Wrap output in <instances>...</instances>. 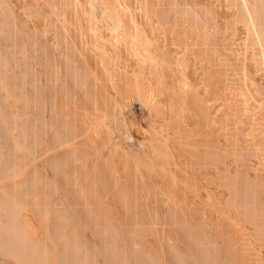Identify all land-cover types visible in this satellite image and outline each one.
<instances>
[{"label":"bare ground","instance_id":"1","mask_svg":"<svg viewBox=\"0 0 264 264\" xmlns=\"http://www.w3.org/2000/svg\"><path fill=\"white\" fill-rule=\"evenodd\" d=\"M261 113L264 0H0V264H246L247 253L264 264L262 148L234 142L241 169L210 177L230 130L264 137ZM157 186L183 240L162 226L149 252L106 223L117 212L106 202L158 217L146 196ZM95 217L106 225L98 237L90 221V242ZM132 222L159 235L160 223Z\"/></svg>","mask_w":264,"mask_h":264},{"label":"rangeland","instance_id":"2","mask_svg":"<svg viewBox=\"0 0 264 264\" xmlns=\"http://www.w3.org/2000/svg\"><path fill=\"white\" fill-rule=\"evenodd\" d=\"M178 98H180V97L178 96ZM234 99H235V98H234ZM179 101H180V99H179ZM235 101H236V99H235ZM136 106H137V105H136ZM261 115H262V113H261ZM261 115H260V117H263V119H264V116H263L264 114H263L262 116H261ZM187 116H189V115H187ZM190 116H191V115H190ZM190 116H189V118H190V119H189V118L186 117V115H185V119L188 118V119L185 120V121H187V122H186L187 124H188V122H189V124L186 125V127H183V129L187 128V129H185V132H187L188 130H190V131H188V132H190V134H189L190 136H196L197 134H199V132H196V131H198V129H197V124H196V122H195L194 119H193V121L195 122L196 125L193 124L194 122L191 121V120H192L191 117H193V116H191V117H190ZM188 120H189V121H188ZM263 123H264V122H263ZM190 125H191V126H194V127L192 128ZM262 125H263V124H262ZM262 125L260 124V126H259V125H255V126L260 127V128L264 131V126H262ZM183 126H185V125H183ZM250 126H252L253 128H255L254 125H250ZM250 126H247V128H252V127H250ZM195 127H196V129H195ZM190 128H191L192 130H191ZM195 130H196V131H195ZM191 131H192V132L194 131V132H196L197 134L194 133V132H193V133H194V134H193ZM199 131H200V130H199ZM204 131H205V134H203L204 132L200 131V132L203 134V135H202V134H200V135H201L202 137H204V138H207V139L210 138V139H212V137H213L214 135H216V132H215V134H214V131H212V132L207 131V132H206V129H205ZM216 131H217V130H216ZM232 131H233V129H232ZM232 131L230 130V131H229L230 134H227V135H229V137H228L229 139H228V140H229L230 142H226V143H225V144H226L225 146H223V145L220 146V147L226 148V151H224V149L221 148L224 152H226V155H227L226 162H225L224 164H223V163H219V164H217L215 170L210 171V173H211V172L215 173V176H214V174H212V173H211V175L209 174L210 177H212V175H213V181L216 182V180H217V184H218V182H219L218 180H219L220 176H221L222 174H224L222 171L226 172V170H227L228 168L231 169V168L233 167V171H232V172L234 173V170H236V167H238V166L235 167V165H234L235 163L233 164V162H234V157H235V155H236L235 152L238 153V152H239L238 150H239V148H241V147H242V149L244 150L243 152H246V154L248 153L247 151L249 150V148H250V149H254V148H253L254 145H255V146H254L255 148H256V145H258L257 147H261V148H262L261 150H263V153H262V154H259V155H260V156H259V157H260L259 159H260V160L263 159L262 161H263V174H264V137L261 139L262 141L260 140V142H262V143L259 142V139H256L255 141L258 142V144H256V142H255L254 140H252V141L254 142V143H253L250 139H247V141H243L244 139L242 140V137H241L240 135H237V138H236V135H235V138H236V139H235V138H234V133H233L235 130H234L233 132H232ZM188 132H187V134H188ZM229 132H228V133H229ZM231 132H232V135H231ZM217 133H219V131H217ZM195 134H196V135H195ZM213 134H214V135H213ZM212 135H213V136H212ZM216 136H218V134H217ZM230 136H231V138H230ZM232 137L235 139V141H234V139H233ZM214 138H215V139H214ZM216 138H217V137H213V141L216 140V143H217V139H216ZM226 138H227V137H226ZM240 138H241V140H240ZM210 139H209V141H210ZM218 139H219V138H218ZM231 139H232L233 141H232ZM238 139H239L241 142H239ZM220 140H221V136H220ZM220 140H218V141H220ZM237 140H238V141H237ZM211 141H212V140H211ZM213 141H212V142H213ZM223 141H224V140H223ZM223 141H221V143H222ZM248 141H249V143L252 142V144H249V143H248L247 146H246L245 142L247 143ZM234 142L241 143L240 145L238 144V145H239V148H238V145H236L237 143L235 144ZM227 143H228V144H227ZM229 143H230V144H229ZM232 143H234V145H232ZM259 143H260V144H259ZM244 144H245V145H244ZM253 144H254V145H253ZM227 145H229L230 147L227 146ZM231 145H232V147H231ZM248 145H251L252 148H251V147L247 148ZM260 145H261V146H260ZM233 146H234V147L237 146L236 148H238V150H237V151L235 150V152H233V150L236 149V148H234ZM245 146H246V147H245ZM218 147H219V146H218ZM228 148L231 149V151L228 150ZM217 149H218V148H217ZM219 149H220V148H219ZM245 149H247V150H245ZM219 151H220V150H219ZM228 151H229V152H228ZM227 152H228V153H227ZM230 152L233 153L234 157H233V155L231 156ZM260 152H262V151H260ZM244 155H245V153H244ZM261 155H262V156H261ZM240 157H242V156H240ZM247 157H248V156H245V159H246ZM238 158H239V157H236V159H235V160H236V165H237L238 160H239ZM261 158H262V159H261ZM237 159H238V160H237ZM243 159H244V158H243ZM243 159H242V160H243ZM247 159H248V158H247ZM247 159H246V161H247ZM250 160H252V159H250ZM248 161H249V159H248ZM228 162H230V163H228ZM249 162H250V161H249ZM253 162H256V161L253 160V161H251L250 163L253 164ZM231 163L233 164V166H232ZM240 163H241V160H240ZM247 163H248V162H246V168H247V169H246V168H245V169H246V171H249L250 174H251V173L253 172V171H252V172L250 171V170H251V169H250V168H251L250 166H251L252 164L248 163V164H250V165L248 166V167H249V168H248V167H247ZM256 163H258V162H256ZM226 164H227V165H226ZM229 164H231L232 167H231ZM242 164H244V163H242ZM242 164H241L240 166H242ZM238 165H239V164H238ZM253 165H254V164H253ZM255 165H256V164H255ZM255 165H254V166H255ZM225 166H227V167L230 166V167H228V168L226 167V168H227V169H226V168H224ZM234 167H235V169H234ZM244 167H245V165L243 166V168H244ZM238 168H240V167H238ZM225 169H226V170H225ZM229 169H228V170H229ZM240 169H241V168H240ZM231 170H232V169H231ZM238 170H239V169H238ZM238 170H237V171H238ZM243 170H244V169H243ZM252 174H254V172H253ZM252 174H251V175H252ZM45 175H46V174H45ZM51 175H52V174H50V176H51ZM217 175H218V176H217ZM214 177H215V178H214ZM215 182H214V183H215ZM215 184H216V183H215ZM163 187H164V186H163ZM163 187H162V189H163ZM167 187H168L170 190H172L171 186L169 187V185H168V186L166 185V189H167L168 192H170V191L168 190ZM145 188H146V187L143 188V189L145 190V191H142L143 193L147 191V189H145ZM153 188H154V187H153ZM153 188H151L152 191H153V190H156V189L158 188V186H157L156 188H154V189H153ZM160 189H161V186H159V189H157L156 192L153 191V193H152L151 190H150L151 194H153L152 197H151V194H150V192H149V189H148L149 195L146 194V193H148V192L145 193L146 196H150V198L152 199V200H150V201H153V202H152V205H151V208H152V207L154 208L153 210H155V209H156V206L158 205V203H157V199H156V197H157L156 195H158L157 193L159 192ZM162 189H161V190H162ZM166 189L164 188L163 190L165 191ZM161 190H160V191H161ZM163 190H162L163 193H166V192H167V191L164 192ZM173 190H174V189H173ZM177 191H178V190H177ZM219 191H220V190H217V194H218ZM154 192H155V193H154ZM168 192H167L166 195H169V196H170V193L168 194ZM172 192H173V191H172ZM215 192H216V191H215ZM220 193H221V192H219V195H220V196L225 195V194H226L225 196H226L227 198H229V196H230V195H228L229 192H227V193L222 192L221 194H220ZM223 193H224V194H223ZM145 194H144V195H145ZM154 194H155V195H154ZM66 195H67V194H66ZM66 195H65V196H66ZM177 195H178V193H177ZM219 195H216V197L218 196V198H219V199L217 198L216 201H218V200H219V201L222 200V199H220V196H219ZM146 196H144V197H146ZM153 196H154V197L156 196L155 199H154ZM203 196L205 197L206 194L203 195ZM112 197H114V195H113ZM112 197L109 196V198H111V199H109V198L107 197V199H108L107 202H106L107 205H106L105 203H104V204L107 206V208H108L110 205H112V206H110V208H111L110 210H113V209H114V210H113L114 212L117 211V212H119V213H118V214H117V212H116V214H115V213H111V215L115 214V215H113L115 219L113 218L112 221H108V222L105 221V222L108 223V224H109V222H110V223H111V222H112V223L115 222V224H114V223H113V224H114L115 226H117V230H116V231H118V230L121 229V230L118 232V233L120 234V236H121V233H122L123 236L127 237V240H126V238H124V240H125L126 243H127V241L129 242V241L132 240L133 238H136V239H134V240H137L136 242H137V245H138V246H141V243L144 241V243H142V245H144L143 247L146 246L145 248H148V249H146V250H148L149 252H151L150 250H153V249H151V248H152V247H155V246L158 247L157 245L160 246V244L164 241V238H166V237H167L168 241H172V242H174V243H176V244H178V242H182L183 238H182V237L180 236V234L178 233L177 226H176V229H174L175 225H172V222H171L172 220H171V221H170V220H167L169 217H167L166 214H163V213L160 211V206H157V210H156V211L159 210V211H158V212H159L158 215H160V216H158V217H159V218L161 217L160 219H162V220L158 219L157 215H156V216H155V215H152L153 217H152V216H151V217H152L153 219L151 220V222H149L148 219L150 220L151 217H149V218L147 219L146 216H145L146 218H145L144 216H140V213H139V214H138V213H137V214L135 213V214H133L134 216L132 215V213H131V214L129 213V215H128V213H126L127 211L124 212L123 207L120 205L121 202L119 203V200L117 199V197H116V198H115V197L112 198ZM180 197H182V196L180 195ZM180 199H181V198H180ZM112 200H113V201H112ZM189 200H190V199H189ZM225 200H226V199H225ZM110 201H111L112 203H114V204H111ZM114 201H115V202H114ZM219 201H218V202H219ZM222 201H223V200H222ZM62 202H63V197L59 195V196L57 197V200H56L55 203L58 204V207H59L60 209H61L62 207H64V205H62ZM108 202H110V203H108ZM149 203H150V202H149ZM156 203H157V204H156ZM121 204H122V203H121ZM153 204H154V205H153ZM68 205H70V202H68ZM108 205H109V206H108ZM115 205H116V209H115V207H114ZM122 205H123V204H122ZM158 207H159V208H158ZM107 208H106V209H107ZM107 210H108V209H107ZM121 210H122V211H121ZM113 211H112V212H113ZM160 212H161L162 214H161ZM33 213H34V212H33ZM33 213H32V216H33ZM36 215H37V214L34 213V216H36ZM141 215H142V214H141ZM162 215H163V216H162ZM120 216H121V217H120ZM129 216H130V218H129ZM132 216H133L134 218H133ZM135 216H137V218H136ZM139 216H140V217H139ZM36 217H37V216H36ZM36 217H35V218H36ZM51 217H52V215H51ZM74 217H76L75 219L78 218L77 216H74ZM156 217H157V219H156ZM126 218H127V219L129 218V219L127 220ZM132 218H133V219H132ZM138 218H140V219H138ZM141 218H142V220H141ZM163 218H164V219H163ZM94 219L98 220V217L92 218V219H90L89 221L87 220L88 223H89L87 226H89V227L86 226L87 228L84 227V228H86V229L83 230V232H84V234H85L86 236L89 235L87 239H88V241H90V242H92V241H93V242H96V239H97V241H99L100 238L98 239V237H100V228H101V227L104 228L103 225H104V226L106 225V223L103 222V220H105V218H104V217H100L101 220L99 219L98 221H99V222L102 221V222H101V225H99V222H97V221H96V222H97L98 224L95 223V222H94V223L91 222V224L93 223L94 226H96V225H97V226H100V227H98L99 230H98V228H95V227H93L92 225H91V226H92V228H91V226H90V221H92V220H94ZM116 219H117V220H116ZM118 219H119V220H118ZM134 219H135V220H134ZM137 219H138V220H137ZM146 219H147V220H146ZM154 219H156V220L154 221ZM169 219H170V218H169ZM38 220H39V219L36 218V222H37V223H36L35 225L37 226L38 232L40 231V232H39L40 236L43 237L44 234L46 235V229H45L44 227L42 228V223H40V220H39V221H38ZM77 220H78V219H77ZM123 220H124V221H123ZM143 220H146L147 222L145 223V221L143 222ZM94 221H95V220H94ZM126 221H127V222H126ZM130 221H131V222H130ZM132 221H137L138 223H140V222L142 221L141 224H139V225H138V223H137V226H138V227H141V228L149 226V223L152 224V221H153V223H154V226H155V222L160 223V224H158V225L156 224L157 226H155V227L158 228V231H156V233L158 232L159 235H158V233H157L158 236H156L155 233H154L155 231L153 230V232L151 233V235H148V233H147V235H145V233H144L143 236H144V237L149 236L148 238H144V237L139 236V235H138L139 232H138V231L136 232V231L134 230V229L136 228V224H135V226H134V222H132ZM139 221H140V222H139ZM165 221H167L168 223L165 222ZM73 222H76V220H73ZM123 222H124V224H122ZM148 222H149V223H148ZM161 222H162V224H161ZM164 222H165V224H163ZM170 222H171V223H170ZM39 223L41 224V226H39ZM102 223H103V224H102ZM129 223H130V225H129ZM135 223H136V222H135ZM142 223H145L146 226H145V225H142ZM71 224H72V223H71ZM74 224H75V223H74ZM74 224H73V225H74ZM132 224H133V225H132ZM118 225H119V226H118ZM123 225H125V227H124ZM140 225H141V226H140ZM165 225H166V226H165ZM170 225H171V226H170ZM38 226H39V227H38ZM97 226H96V227H97ZM121 226H122V227H121ZM127 226H128V227H127ZM129 226H130V227H129ZM131 226H132V227H131ZM159 226H160V227H159ZM162 226H163L164 228H163ZM169 226H170V227H169ZM71 227H72V228H71V230H72L74 226H71ZM123 227H124V228H123ZM126 227H127V229H126ZM133 227H135V228H133ZM138 227H137V228H138ZM152 227H153V224H152ZM155 227H153V229H154ZM167 227H169V228H167ZM172 227H173V228H172ZM40 228H41L42 231L40 230ZM89 228H90V229H89ZM94 228H95L97 231H96ZM118 228H119V229H118ZM131 228H132V230H131ZM147 228H149V227H147ZM157 228H155V229L157 230ZM162 228H163L164 230H163ZM166 228H167L168 230H167ZM123 229H125V230H127V231H125V230H123ZM160 229L163 230L162 232H164V235H165L166 237L163 235V233H161V230H160ZM165 229H166V230H165ZM171 229H173V230H171ZM69 230H70V228H69ZM85 230H87V233L85 232ZM136 230H138V229H136ZM95 231L97 232V233H96V236L98 235V232H99L98 237L95 236ZM123 231H125L126 235H125V233H123ZM130 231H132V233H135V232H136L137 235H136V233H135V236L141 237V240H140V238H137V237H135L134 235H130V233H131ZM133 231H135V232H133ZM139 231H140V229H139ZM176 231H177V232H176ZM247 231H248V230H247ZM251 231H253V230H252V229H249V231L247 232V234H248L249 236L251 235L250 237H253V236H254V231H253V232H251ZM120 232H121V233H120ZM127 232H130V233H127ZM148 232H151V231H148ZM165 232H166V233H165ZM169 232H170V235H169ZM174 232H175V233H174ZM42 233H43V235H42ZM176 233H177V235H176ZM252 233H253V236H252ZM160 235H162V236H160ZM171 235H172V236H171ZM123 236H121V238H123ZM150 236H153L154 238H153V237H150ZM170 236H171V237H170ZM129 237H130V238H129ZM157 237H158V240H157ZM163 237H164V238H163ZM44 238H45V237H44ZM152 238H153V239H152ZM161 238H162V239H161ZM170 238H171L172 240H170ZM174 238H176V239L178 238V240H176V239H174ZM180 238H182V239H180ZM145 239H146L147 242H145ZM159 239H160V240H159ZM167 239H166V242H167ZM253 239H255V236L253 237ZM124 240H123V241H124ZM150 240H151V241H150ZM152 240L157 241V243H156L155 241H152ZM161 240H162V241H161ZM138 241H140V242H138ZM150 242H151V243H150ZM160 242H161V243H160ZM129 243H130V242H129ZM138 243H139V244H138ZM146 243H147V244H146ZM153 243H154V244H153ZM164 243H165V242H164ZM127 244H128V243H127ZM149 244H150V245L152 244V245H151L152 247H151ZM156 244H157V245H156ZM161 245L163 246L164 244H161ZM147 246H148V247H147ZM141 247H142V246H141ZM145 248H144V249H145ZM149 248H150V249H149ZM155 251H156V248H155ZM153 252H154V251H153ZM263 252H264V249H263ZM251 253H252V252H251ZM248 254H249V253H247V255H248ZM253 254H254V253H253ZM253 254H252V255H253ZM244 255H245V254H244ZM247 255H245V260H246L245 263H246V264H247V263H248V264H252V263L256 262V261H254V258H256L255 255H254V258L251 257V254H250V257H249V255H248V256H247ZM243 257H244V256H243ZM246 257H247V259H246ZM250 258H252L254 262H253ZM164 259H165V258H164ZM256 259H257V258H256ZM256 259H255V260H256ZM166 260H168V256H167V258L165 259L164 263L166 262ZM243 260H244V258H243ZM249 260H250V261H249ZM168 261H169L170 263H169V262H166V264H172V262H171L170 260H168ZM251 261H252V262H251ZM118 262H119V261H118ZM118 262H117V264H120V262H119V263H118ZM249 262H251V263H249ZM254 264H255V263H254Z\"/></svg>","mask_w":264,"mask_h":264}]
</instances>
